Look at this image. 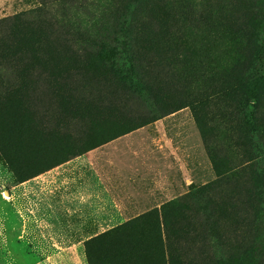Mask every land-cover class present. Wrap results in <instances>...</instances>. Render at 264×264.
I'll return each mask as SVG.
<instances>
[{
	"label": "rangeland",
	"instance_id": "obj_1",
	"mask_svg": "<svg viewBox=\"0 0 264 264\" xmlns=\"http://www.w3.org/2000/svg\"><path fill=\"white\" fill-rule=\"evenodd\" d=\"M239 1L146 2L133 18L151 94L141 110L95 63L92 37L55 24L63 0H0V264H167L168 250L176 264L264 263L262 250L243 260L255 192L247 172L228 173L248 149L229 140L227 101L209 98L245 72ZM109 3L81 0L70 19L94 35ZM33 40L53 56L45 81L20 65ZM99 224L121 228L68 249Z\"/></svg>",
	"mask_w": 264,
	"mask_h": 264
},
{
	"label": "trees",
	"instance_id": "obj_2",
	"mask_svg": "<svg viewBox=\"0 0 264 264\" xmlns=\"http://www.w3.org/2000/svg\"><path fill=\"white\" fill-rule=\"evenodd\" d=\"M147 1L123 0L120 10L117 9L118 2L110 0L104 14L109 12L112 22L93 25L96 31L94 35H89L88 29L83 28L80 21L73 22L70 19L71 11H78L80 7H83V4H80L81 0H63L62 7L58 10L61 11V15L57 16L58 21L55 23L58 26L61 25L65 34L75 31L82 36L86 34L92 37L85 45L90 54L92 52L95 56V63L114 80L121 91L120 99L128 103L135 102L141 110L150 108L148 101L150 102L151 94L144 74L137 66L133 18L141 15V9ZM239 3L243 16L239 15L238 18L241 21L236 28L241 44L238 48L249 53L244 67L245 72L231 86L211 87L209 98L227 101L231 111L229 114L231 122H228L229 140L234 148L244 146L248 149L249 156L239 165L233 166L228 173L233 176L241 170L247 172L248 189L255 192V195L247 200L246 207L258 230L252 244L244 252L243 260L258 262L261 250L264 252V0H240ZM25 44L30 47L33 55L29 58L24 50L20 57V65H27L33 71L35 80L38 78L45 81L47 79L45 71L56 69L50 48L47 45L44 46L43 41L40 40ZM8 60L11 61V58ZM62 72L63 76L67 74L65 71ZM72 110L73 108L70 107V112ZM61 112L68 113L69 108L64 107ZM64 115L59 113L55 118V122L66 128L58 130L59 133H66L72 129L71 122L62 118ZM51 116L52 113H49L44 119L42 126L46 129L49 128ZM213 219L211 217L212 221ZM257 237L260 238L255 241ZM173 256L171 250H168L167 264H176Z\"/></svg>",
	"mask_w": 264,
	"mask_h": 264
},
{
	"label": "crops",
	"instance_id": "obj_3",
	"mask_svg": "<svg viewBox=\"0 0 264 264\" xmlns=\"http://www.w3.org/2000/svg\"><path fill=\"white\" fill-rule=\"evenodd\" d=\"M121 228V225H104V224H99V225H94L93 226V231H96V233L88 238H86L85 240L81 241V242H77V243H73L72 245H70V247H68V249L70 250L71 248H75L78 245L83 244L85 241H89L91 239H94L95 237H97L99 234L105 233V232H109L111 230H115V229H119ZM76 230V228H74V231ZM84 229L81 228V231H83ZM92 231V230H89ZM34 264H58L55 258H49L47 261L46 260H38L36 263Z\"/></svg>",
	"mask_w": 264,
	"mask_h": 264
}]
</instances>
